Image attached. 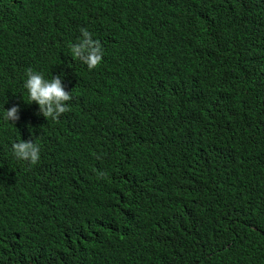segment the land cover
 Segmentation results:
<instances>
[{"label":"trees","instance_id":"obj_1","mask_svg":"<svg viewBox=\"0 0 264 264\" xmlns=\"http://www.w3.org/2000/svg\"><path fill=\"white\" fill-rule=\"evenodd\" d=\"M140 1L0 0V264H264V0L252 20L247 0H152L158 21ZM82 30L92 69L71 55ZM29 69L69 92L55 121Z\"/></svg>","mask_w":264,"mask_h":264},{"label":"clouds","instance_id":"obj_2","mask_svg":"<svg viewBox=\"0 0 264 264\" xmlns=\"http://www.w3.org/2000/svg\"><path fill=\"white\" fill-rule=\"evenodd\" d=\"M139 4H141L142 9L145 8L147 15L156 21L165 18L170 13L167 6L160 1L141 0ZM147 15L145 14L146 18ZM257 15L258 10L254 8L250 0H247L246 18L252 20ZM255 32L261 34V31L253 29L252 33ZM70 51L71 55L82 61L88 69L97 67L101 61V51L98 46H94V41L90 38L86 30H82V39H80L79 43L70 45ZM200 61L204 62L212 71H216L220 67L215 64L213 56L203 55ZM176 78L178 81L180 79L184 81L183 88L185 91L184 93L179 92V101L175 102L174 98L177 91L176 89L173 90L171 103H178L180 110L187 112L190 97H196L198 94L193 80L194 76L186 68H182V72L179 71ZM23 87L27 90L28 102L35 101L39 105V114H42L45 119L51 118L55 121L61 113L66 111L64 102L69 100L70 96L69 92L65 90L62 79L59 76H53L51 79H47L43 73L29 69L25 73ZM18 109V105L15 104L7 108L3 113V118L8 121L17 120ZM11 151L16 159L28 161L33 164L40 157L39 144L32 140L20 139L13 142Z\"/></svg>","mask_w":264,"mask_h":264},{"label":"bare ground","instance_id":"obj_3","mask_svg":"<svg viewBox=\"0 0 264 264\" xmlns=\"http://www.w3.org/2000/svg\"><path fill=\"white\" fill-rule=\"evenodd\" d=\"M78 119H80V118H78ZM107 125V124H106ZM85 144V143H84ZM101 145V144H100ZM100 145H99V147H100ZM104 148V147H103Z\"/></svg>","mask_w":264,"mask_h":264}]
</instances>
